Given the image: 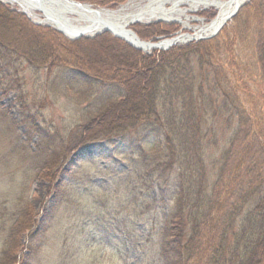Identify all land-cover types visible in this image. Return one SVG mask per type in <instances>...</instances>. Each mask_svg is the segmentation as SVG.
I'll return each instance as SVG.
<instances>
[{
	"label": "rangeland",
	"instance_id": "1",
	"mask_svg": "<svg viewBox=\"0 0 264 264\" xmlns=\"http://www.w3.org/2000/svg\"><path fill=\"white\" fill-rule=\"evenodd\" d=\"M82 1H88L86 3L90 6L114 10L128 0L108 5ZM3 4L10 10L19 11L17 6ZM184 7L178 6L180 9ZM215 14L213 7L186 13L190 20L196 16L206 21ZM194 24L191 21V26ZM33 25L36 30L25 26L18 36L13 33L11 37L9 31L2 33L4 38L12 40L11 44L8 43L9 51H17L13 47L28 48L31 45L53 50V42L62 44V49H59V57L43 62L40 58L34 61L26 56V59L24 53L17 56L15 52L5 53V48L0 50V245L10 223L22 214V210L14 214L16 208L28 206L40 219L41 207L47 204L52 186L61 182L62 199L52 205L43 232L39 234L35 227L31 230L36 231L35 235L29 240L30 236L25 233L29 229L24 231L26 248L17 259L23 255L25 264H160L163 228L169 214L168 206L162 209L161 203L172 195L174 189L170 180L176 181V167H182V160L178 163L162 160L166 154L163 148L167 144L164 141L165 131L157 120L168 124L165 115V108H168L170 111L166 112L171 114L168 118L171 126L177 120L184 121L181 100L177 97L170 102L165 99L169 106L157 105L158 116L146 115L110 136H101L104 134L101 133L92 140L81 144L77 142L83 128L95 127L107 113L113 114L117 109H121L122 113L123 107L135 105L138 101L135 95L128 102L123 103L125 99L120 101L126 91L123 82L111 81L118 79L113 73L115 71L123 77V71H117L115 64L119 61L113 60V57L125 55L123 46L140 57L155 59L159 58V54L172 50L177 52L170 58L174 65L178 58L195 52H189L188 45L201 42L198 53L202 51L209 56L214 65L207 63L201 66L197 61L200 56L194 54H189L177 64L180 68L177 70L182 74L193 73L197 97V113L193 122L196 123L199 116L201 141L198 145L192 144L190 137L181 135L180 146L177 134H173L176 139L173 146L182 148L186 154L183 157H187L191 164L203 149L201 166L204 179L198 182L203 187L208 183L205 188L211 193L217 176L219 179L222 159H226L223 153L229 146L240 116L248 117L250 126H246L243 132L260 133L264 130V123L257 120L259 115L253 113L255 109L262 113L261 108L256 106L258 80L263 79L261 90L264 94V0L244 2L221 30L211 37L155 50L151 54L143 53L106 32L96 37L68 40L51 27ZM39 27L60 34L62 39L37 38ZM131 28L146 42L162 40L180 30L177 25L161 23L132 24ZM88 73L97 76L94 78ZM165 74L158 77L160 84L155 85L159 97L165 95V88L170 89L169 85H164ZM202 76L207 77L206 81H201ZM231 76L236 80L231 82ZM221 77L231 83L224 86L228 92L225 100L219 92L211 95L214 84ZM214 79L215 83L211 84ZM198 86L206 94H198ZM130 93L133 95V91ZM241 121L245 122V118ZM154 124L157 126L155 133L148 135L149 128ZM154 146L156 154L151 152ZM142 151L149 161L144 160ZM245 155L242 153L241 157ZM253 155L264 169L263 153L256 149L250 157ZM145 168L151 172H140ZM158 169L163 171L161 176ZM139 172L144 175V180H141ZM54 173L55 182L52 184L47 176ZM144 181L154 195L144 193ZM245 183L242 180V185ZM228 185L234 187L235 182L231 180ZM179 206L184 212L183 200ZM184 229L187 231L188 226Z\"/></svg>",
	"mask_w": 264,
	"mask_h": 264
},
{
	"label": "trees",
	"instance_id": "2",
	"mask_svg": "<svg viewBox=\"0 0 264 264\" xmlns=\"http://www.w3.org/2000/svg\"><path fill=\"white\" fill-rule=\"evenodd\" d=\"M89 1L94 4L108 5L117 4L124 0ZM25 26L31 30H36L34 28L35 25L31 24L22 13L10 10L8 6L0 2V50L5 48V53L7 51L10 53L15 52L17 56L24 53L25 58L27 56L34 61L40 58L42 62L44 60H53L60 56L61 52L59 49H62V46H60L62 44L56 45V42L52 43L55 46L54 51L46 49L45 51L44 48H37L35 45H31L28 48H12L17 51L24 49L21 52L9 51V44H11L12 40L9 37L8 39L4 38L2 33L9 31L11 37H13V33L18 36ZM39 30L37 38L39 36L42 38L46 36V38H53L51 39L53 41L55 39L60 40L61 38L60 34L57 35L49 32L46 28L39 27ZM200 47H202L201 42L188 45L187 49L189 52H195L178 58L176 64L173 65L170 58L171 55H175L177 52L172 50L159 54V58L155 59L153 57H140L137 53L123 46V51L126 52L125 55L123 54V56H119L118 58L113 57L114 62L116 60L119 61L115 64L118 67L117 71H123V77H120L115 71L113 73H115L118 79L111 81L123 82L126 91L120 101L125 99L123 103L128 102L135 95L139 102L137 101L135 105L131 104L123 107L122 113L121 109L113 111V114L111 112L107 113L100 118L94 125L95 127L90 125L83 128L81 137L77 143L81 144L82 142L92 140L101 133H104L101 136H110L120 128L123 127L124 129L143 117H147L146 115L158 116L159 109H157V105L166 104L165 99L170 102L176 97L179 98L183 104L184 121L177 120L175 125L171 126L169 124L171 114L166 112L169 110L168 108H165L168 124L165 125L161 119L157 120L161 125V129L165 131L164 141L167 144L163 148L166 154L162 160L169 163L171 161L178 163V160H182L180 164L182 166L181 179L177 177L176 172V181L170 180L174 189L172 195L161 203L162 209L168 206L169 214L167 216V223L163 228L160 264H264V169H262L261 163L255 159L254 155L250 157L256 149L261 151L264 156V130L259 131L260 133L243 132L246 126H250L247 122L248 117L240 116L239 124L236 125V129L231 135L229 146L223 153L226 159H222V165L219 166V179L217 176L218 181L215 180V186L211 193L205 188L208 183L203 187L198 182L199 179H204V171L201 166L203 160L202 151H200L201 153L198 156L194 157L192 165L187 157H183L186 156L185 151L177 145L173 146L176 142L173 134H177V142L180 146L181 141L179 137L181 135L190 137L192 144L198 145L201 141L198 125L200 122L199 116L196 123L193 122L197 113V108L195 107V99L197 97L194 90L196 85L193 73L192 75L187 72L182 74L180 70H177L180 69L177 64L184 61L189 54L199 55L200 58H197V61L201 66L207 63L214 65V62L208 59L209 56L203 54L202 51L198 53L199 50L197 49ZM5 53L3 51V55ZM121 58H123V62H120ZM168 71L172 72L169 73ZM165 72V80L163 82L164 85H169L170 89L167 90L164 87L165 95L159 97V92L155 88V85L160 84L158 77ZM88 74L92 75V77L95 76L94 78L97 76L92 73ZM206 79V76H202L201 81H206ZM216 79L212 80L211 84L215 83ZM220 79V81L218 80L214 84L211 95L219 92L220 94H218L221 97L223 96L225 100L228 92L224 89V86H227V83H231L225 81L223 77ZM233 79L236 80L234 76H231L230 81L232 82ZM132 82L135 83V85L133 84L134 86H132ZM262 82L263 79L262 81H257V89L255 91V97L258 100L256 106L261 108L262 113H259L256 109L253 113L255 112L256 115H259L257 120L264 123ZM129 91H133V95ZM202 92L201 86H198L197 93L200 94ZM203 93L206 94V91ZM166 105L169 106V104ZM240 113L242 112L240 111ZM241 118H245V122H242ZM156 124L149 128L148 135L155 133ZM185 132L188 135H185ZM186 144L190 146L187 141ZM151 152L153 154L157 153L156 146L151 149ZM242 153L246 154L244 158L241 157ZM142 154L145 156V161L150 160L143 151ZM230 154H233V156ZM196 163L198 165H195ZM176 168L179 169V166ZM196 170H199L200 173L197 174ZM140 172L148 174L151 170H146L145 168V171ZM158 172L159 176H161L163 171L158 169ZM54 175L55 173L47 176L49 182L52 184L55 182ZM140 175L141 180H144V175L142 173ZM231 180L235 182L234 187H229L228 185ZM242 180L246 181L245 185H242ZM259 183H262V185H258ZM143 184L147 188L144 193L154 195L147 186L146 181ZM62 197L63 186L59 182L54 187L52 186L47 204L45 203L41 207L42 216L40 219L36 218L38 215L33 214L32 209L28 206L16 208L14 214L19 213L21 210L22 214L10 223V228H8L5 238L2 240L3 242L0 245V264H25L26 260L24 261L23 255L20 259H17L18 254L26 248V245L23 243V236L26 233V236H30L29 240L32 239L36 231L31 232V230H35V227L38 233L43 232V226L50 217L52 205L57 204ZM182 200L185 208L184 212L179 206ZM172 211L174 212L172 213ZM186 226H188L187 231L184 229ZM26 229L29 230L24 233ZM31 243L34 244L33 241Z\"/></svg>",
	"mask_w": 264,
	"mask_h": 264
},
{
	"label": "bare ground",
	"instance_id": "3",
	"mask_svg": "<svg viewBox=\"0 0 264 264\" xmlns=\"http://www.w3.org/2000/svg\"><path fill=\"white\" fill-rule=\"evenodd\" d=\"M1 1L17 6L26 18L41 21L42 24L54 30H63L64 27L66 32L78 35L79 38L96 37L102 32H111V36L115 34L119 40L132 44L143 53L151 54L155 50H165L174 45L206 39L205 37H209L217 28H222L230 14L248 0H128L114 10L108 7L90 6L86 3L88 1L82 3V0ZM165 3L169 6L167 7ZM180 5L185 7L180 9L178 8ZM210 7L216 10V14L209 21L196 16L190 20L186 15L187 12L194 13ZM191 21L195 23L193 26ZM154 23L177 25L180 30L156 42H146L145 38L132 32V24L140 26ZM59 33L64 36L63 33ZM202 153L204 154L203 149ZM195 172L200 173L199 170ZM181 173L182 167H179L177 170L179 179H181ZM142 187L147 189L145 184H142Z\"/></svg>",
	"mask_w": 264,
	"mask_h": 264
},
{
	"label": "water",
	"instance_id": "4",
	"mask_svg": "<svg viewBox=\"0 0 264 264\" xmlns=\"http://www.w3.org/2000/svg\"><path fill=\"white\" fill-rule=\"evenodd\" d=\"M237 10L238 9H236L234 12H232L231 14H230V16L225 20V22L224 23H226L232 16H234L235 15V13L237 12ZM34 24H37V25H40V24H42L41 23V21H33V20H31ZM65 26V25H64ZM221 27H219V28H217L209 37H211V36H213V35H215L216 33H217V31L220 29ZM58 32H61V33H63L64 34V37H66L67 39H69V40H73V39H75V38H77L78 37V35H72L71 33H68V32H66L65 31V29H64V27H63V30H61V29H56ZM111 33V32H110ZM66 34H69V35H71V36H69V35H66ZM134 35V34H133ZM112 36H114V37H116V38H118L117 37V35H112ZM134 37H136L135 35H134ZM137 38V37H136ZM205 38H207V37H205ZM201 39H203V38H201ZM129 45H131L132 47H134L135 49H139V48H137V47H135V46H133L132 44H130V43H128Z\"/></svg>",
	"mask_w": 264,
	"mask_h": 264
}]
</instances>
